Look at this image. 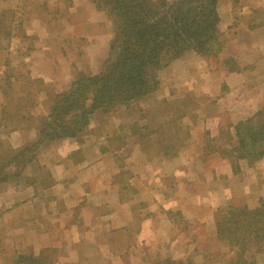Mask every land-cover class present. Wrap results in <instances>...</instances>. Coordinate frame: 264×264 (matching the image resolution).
<instances>
[{"label":"crops","instance_id":"0c3cea01","mask_svg":"<svg viewBox=\"0 0 264 264\" xmlns=\"http://www.w3.org/2000/svg\"><path fill=\"white\" fill-rule=\"evenodd\" d=\"M41 1L47 6L44 18L33 15L28 26L22 22L28 8L21 6L27 16L21 15L22 26L15 30L21 29L23 38L10 32L6 40L20 43L17 58L30 62L27 81L61 92L74 73L96 72L114 30L89 0ZM239 1L243 4L237 7L230 0L216 5L218 29L227 39L223 55L232 67L213 72L205 59L186 52L158 73V85L146 101L122 108L120 117L94 115L89 145L65 141L47 149L41 167L52 185L11 186L0 195V248L13 253L51 241L82 248L73 264H151L164 258L193 260L200 250L210 252L206 244L211 242L217 247L209 264H226L230 254L215 241L216 211L257 207L264 198V162L234 177L220 150L199 149L196 131L215 138L226 114L229 122L244 119L264 99V0ZM53 17L57 20L51 24ZM2 90L0 81V109ZM34 95L43 113L45 93L39 89ZM17 133L12 134L14 148L36 136L33 130L21 133L18 143ZM251 248L244 264H264V248Z\"/></svg>","mask_w":264,"mask_h":264},{"label":"trees","instance_id":"16d2710c","mask_svg":"<svg viewBox=\"0 0 264 264\" xmlns=\"http://www.w3.org/2000/svg\"><path fill=\"white\" fill-rule=\"evenodd\" d=\"M97 1L101 8L109 11L115 25L108 55L99 72H76L68 90L46 94L49 117L40 120L37 139L27 147L6 149L11 156H1L5 163L0 166V175L12 162L20 170L36 163L44 145L65 138L79 140L90 117L96 113L105 116L118 104L146 101L156 89V71L185 51L216 56L225 46V38L221 39L217 31L216 4L219 0ZM19 120L23 122L25 116L20 115ZM13 125L10 123L8 127ZM233 132L237 144L235 158L248 155L257 160L264 158V105L252 118L235 125ZM2 144L0 140V153L3 152ZM229 213L228 218L216 223L217 238L233 241L239 247L261 248L264 244V203L254 210L234 209ZM17 258L14 263L50 264L46 256L42 261L25 255ZM160 264H191V261L166 259Z\"/></svg>","mask_w":264,"mask_h":264},{"label":"rangeland","instance_id":"374dc122","mask_svg":"<svg viewBox=\"0 0 264 264\" xmlns=\"http://www.w3.org/2000/svg\"><path fill=\"white\" fill-rule=\"evenodd\" d=\"M89 1L92 3V6H93L94 10H96V12L103 14L108 19V21L111 22L112 28L115 32V25H114L113 19H112L113 17L112 18L110 17L109 11L105 8H101L97 0H89ZM154 1H156V0H154ZM166 1L171 2L172 0H166ZM230 2H231L232 7L235 6L236 4H237L236 7L243 4V2L241 4H239L240 3L239 0H230ZM68 5H69L68 2L63 3L64 11L68 10L67 9ZM21 6H24V8H28L27 10H28L29 16L23 14L19 10V8ZM46 12H47V6H45L43 1H41V0H0V55H1L0 56V67H2L4 69V72L0 75V81H1V84L3 86V89H5V90L1 91V94L3 97L2 99L4 101V105L0 109V121L2 120V122H3V123L0 122V125L3 126V127H0V138H1L0 140L3 143L2 144L3 147L1 150V151H3L2 152L3 154L0 153V166L2 163H5L4 160L2 161L1 156L2 157H4L5 155L11 156V153L9 152V150L19 149V148H22L23 146L27 147L28 145L32 144L37 139L38 128L40 126V120L43 119V117H49L48 101L46 99V94H48V93H50V94L62 93V92L66 91L70 88V85H69L65 90H63L61 92H56L50 86L44 85L42 82L27 81L26 78H28L27 73L30 70V65H29L30 62L27 60L23 61L22 59L17 58V56L20 57L21 50L17 51V46H19L20 43H16L17 45L16 44L13 45L11 43L13 40L8 42V43L6 40L8 38L6 36H9L10 32L15 34L18 38H23L21 29H20V31L15 30L17 24H19V26H22V22L24 20H27L26 24L28 23V26H31V17L33 15H34V18H38V19L42 20L45 16ZM21 15H24L23 17L27 16L28 19L27 18L23 19L21 24H20ZM216 15H217L218 22H219L218 13H216ZM56 20H57L56 17H53L52 18L53 23H51V24H54V22H56ZM52 28H55V26L53 25ZM217 31H218V33H220L222 35L221 39L222 38L224 39L225 34L218 29V24H217ZM239 34L237 33V38H238L237 40H239V38H241V36H239ZM113 37H114V35H113ZM113 37H112V39H113ZM186 52H190V51H185L184 54ZM184 54H182V55H184ZM223 54H224V52H223V50H221V52L216 56L213 53H209V54H205V55H202V54L201 55L196 54V55L198 57H200L201 60L205 59V62L208 65L207 67L210 68L211 70H213V72H216L217 70H220L222 68L228 69V68L232 67L229 64H227V62H226L227 59H226V57H224ZM180 57H178V58H180ZM227 58H231V57H227ZM3 59L6 60L5 61L6 65L1 64L3 62ZM7 59H8V61H7ZM224 59H226V60H224ZM173 60H175V59H173ZM217 60H219V62H217ZM172 61H170L169 63H171ZM8 62H10L11 64H8ZM101 64H100L99 68L96 70V72L91 73V74H95V73L99 72V70L101 68ZM168 64L163 65V67L161 69L156 71V73H155L156 74V86L158 85V82H159L158 76H160V74H158V73L161 72ZM78 72H83L85 74H88V73H86V71L85 72L84 71H78ZM161 76H162V73H161ZM39 89H40V91H43L45 93V99L41 104L43 113L38 112V109L36 108L37 107V104H36L37 100L35 98L36 96L34 95V92L36 90H39ZM27 90H31V93L29 91L27 92ZM142 101L143 100L130 102L128 105L118 104L117 106H115V110H113L110 114L114 113L113 114L114 117H120L121 116L120 110H122V108H125L126 110H128L129 107L135 106ZM263 105H264V99L262 100V102L260 104V108H258L255 111H251L250 115L245 117L244 119H240L239 117L236 116V117L232 118L231 122H229V120H230L229 114H226L224 116V118H222V120H225V121L222 122L220 125H218L215 138H210L209 134L208 135L204 134L203 136L199 137L197 135H200V133H199L200 131L199 132L196 131V134H197L196 135V141L200 140L199 149L201 148V149L205 150L206 153H208L210 151L213 152L214 149L220 150V153H221L220 158L223 161L227 162L228 166L231 169V175L234 177H236V175H238V173L240 174L244 170H247V169L251 170L252 168L254 169L256 166L260 167L261 162H264V158H261L258 160L252 159L249 157V155L244 157V158H242V157L235 158L234 157V156H236V154L234 153V150H235L234 147H236L237 144H235L236 140L234 137L233 130H234V126L237 125L238 123L244 122L245 120L252 118L253 115L256 112H258V110H260ZM20 115L25 116V120L23 122L19 120ZM95 115H96V117L98 116V119L101 116V114H98V113H96ZM93 117L94 116L90 117L87 127L84 128V134L79 135V137L81 136L79 140H75V139H71V138H65V139H62L59 141L51 142L46 147H45V145L42 146L41 149L39 150L38 156L36 158V163L31 164V166H28V167L25 166L22 170H20L15 165V162L14 163L12 162V164L4 167V171H3L2 175H0V195H1V193H3L4 190H6L7 188H10L11 186H15L16 189H19L20 186H24L26 184H33V185L35 184L36 186L37 185L44 186L46 183H49L52 180L50 178L49 172H47L44 169V167H41L42 166L41 165V159L45 156L46 150L52 149L55 144L60 143V142L63 143L65 141H72V142H74L80 146L89 145L90 144V141H89L90 136L92 134V130L90 129V126H91V122H92ZM121 122L123 123V121H121ZM10 123L14 124L13 125L14 127H11V126L8 127V125ZM116 124H118V123H116ZM98 125H100V124L98 123ZM4 126H7V127H4ZM29 130H33L35 132V134H36L35 139L29 140V141H24L22 145H18L15 148L11 146V142H12L11 139L13 138V135H12L13 132L18 131L17 136L19 138V140H18V143H19V141L23 139L20 137L22 135L21 133H26ZM122 131L123 130H121V126H119L118 130H116V134L118 136H120L122 134ZM231 131L233 132V135H232ZM92 136H93V134H92ZM203 137H205V138L203 139ZM121 141H120V144L123 143ZM113 145L117 146V140L115 142H113ZM6 149H9V150H6ZM222 150H224V151H222ZM200 155H198V156L200 157ZM8 160L10 161L11 159L8 158ZM101 169H103V168H101ZM29 181H32L34 183H29ZM50 185H52V184H50ZM7 197L9 198V201H8L9 203L13 202L12 201V197H13L12 195L11 196L7 195ZM263 203H264V198H261L260 200H258V205L256 208L260 207V205H262ZM256 208H254V209H256ZM239 209L250 210V209H247V207H242ZM254 209H251V210H254ZM230 210H234V209L233 208H228V209H223V210L218 209L216 211V223L220 220H224V219L228 218L229 214H230L229 213ZM52 212H53V210H52ZM57 212L58 211L54 209V214ZM50 213L51 212H48V214H50ZM65 214H66V216H68L67 213H65ZM49 217H51V216H49ZM52 223L55 225L58 224L53 220H52ZM55 229H56V232H58V227H55ZM215 239H216L215 241L217 242V245L223 250H228V252L230 254V255L226 256V264H244V262H246V260L251 259L249 257V255L251 253V249H252L251 247H253V246L247 245L245 247H239V246H236L237 244L233 241L220 240L217 238V236ZM46 246H48V247H46ZM46 246L41 247V248H30V246L28 245L27 247H29V248H27V247L18 248L13 253H11L12 251L10 248H0L1 257L3 258V260H1V262H0V264H18V262L17 263H14V262H16V260H18L17 257L19 255L29 256L30 258H33V259L35 258V260L39 259L41 261H42V257L46 256V257L50 258L49 259L50 264H73L77 250L82 249V248H64V246L59 247L60 244H57V246H55V245H52L51 241H49V244L47 242ZM209 246L211 248L210 252H208V251L205 252V251L200 250V254H201V252H205V253H209L211 256L203 255V254H201V255L195 254L193 256V260L192 259L174 260L171 258H164V259H158L156 261H153L151 264H155V262H158L160 264V262L162 260H166V259L171 260V261H176V262L177 261L185 262L187 260H190L191 264H204V259H205L206 264H209L208 261H211V259L209 260L210 257H212L213 259L216 258V254L214 252H215L216 247H217L215 243L211 245V242L206 244V248ZM201 247H203V244L199 246V248H201ZM242 248H244V249H242ZM261 248H264V244L261 245ZM261 248H257V250H260ZM90 252H95V250L89 249L87 251V253H90ZM101 255L104 256V254L100 252L99 253V260H101L100 259ZM243 255H245V257H241Z\"/></svg>","mask_w":264,"mask_h":264}]
</instances>
